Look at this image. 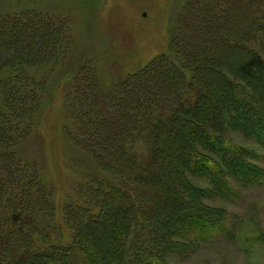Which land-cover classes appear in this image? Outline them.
<instances>
[{
    "label": "trees",
    "instance_id": "16d2710c",
    "mask_svg": "<svg viewBox=\"0 0 264 264\" xmlns=\"http://www.w3.org/2000/svg\"><path fill=\"white\" fill-rule=\"evenodd\" d=\"M69 41L65 19L35 11L0 19V89L7 108L0 113V264H112L128 251L132 264H165L167 251L178 245L173 238L186 241L194 233L202 239L221 227L186 178L203 172L226 190L217 162L198 150L219 152L234 177H253L221 132L242 130L264 143V58L253 48L264 52V0H188L170 39L178 63L160 54L124 74L82 68L66 98L77 145L122 185L104 188L93 177L98 213L71 193L74 217L83 219L80 227L72 221L59 228L61 244H55L44 182L34 165L25 166L28 172L19 168L13 154L26 137L21 123L30 122L39 97L23 78L16 83L2 72L52 62ZM251 70L261 71L257 81ZM133 142L144 146L138 157Z\"/></svg>",
    "mask_w": 264,
    "mask_h": 264
},
{
    "label": "rangeland",
    "instance_id": "374dc122",
    "mask_svg": "<svg viewBox=\"0 0 264 264\" xmlns=\"http://www.w3.org/2000/svg\"><path fill=\"white\" fill-rule=\"evenodd\" d=\"M187 1L0 0V19L35 11L65 19L68 25L69 44L56 60L2 72L3 78H16V83L23 78L21 81L39 97L38 109L30 122L21 123L26 127V137L19 140L13 154L20 162L19 168L24 167L28 172L25 166L34 165L44 182L53 203L54 217L48 233L55 244H61L56 233L59 228L70 227L72 221L80 227L83 219L81 214L74 217L71 193L92 203L93 212L98 213L100 206L96 198L100 197L92 188L93 177L102 181L104 188L122 185L118 177L99 170L92 157L77 145L79 133L66 107V98L73 92L76 77L83 67L95 66L105 67V73L124 74L131 68L144 67L160 54L178 63V56L170 48V39ZM253 48L264 58L261 46ZM248 73L256 81L261 76V71ZM186 77L189 79L191 73L186 72ZM5 104V91L0 89V113L7 112ZM221 135L253 169V177L243 180L241 176L234 177L220 162L218 151L198 150L217 162L215 166L219 176L225 179L226 190L213 186L203 172H187L186 178L202 195L201 204L213 210L221 227L202 239L194 233L186 241L173 238L179 246L167 251L165 264H264V143L242 130H225ZM130 146L136 156L144 148L141 142ZM71 247L75 254L83 255L77 243L73 242ZM129 256L128 251L126 257L112 264H132Z\"/></svg>",
    "mask_w": 264,
    "mask_h": 264
}]
</instances>
